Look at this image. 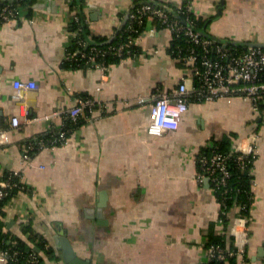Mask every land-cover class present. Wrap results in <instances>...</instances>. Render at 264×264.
Masks as SVG:
<instances>
[{
	"label": "crops",
	"instance_id": "obj_1",
	"mask_svg": "<svg viewBox=\"0 0 264 264\" xmlns=\"http://www.w3.org/2000/svg\"><path fill=\"white\" fill-rule=\"evenodd\" d=\"M162 1L204 17L214 40L264 46V0ZM69 3L36 0L0 24V172L20 171L27 187L6 204L8 228L25 238L22 220L29 216L56 250L45 264H68L57 243L62 235L88 264H206L208 238L221 230V203L212 185L197 179L198 157L216 141L245 145L257 132L248 254L251 264H264L262 115L241 97L193 102L177 130L151 134L154 93L175 90L191 74L174 59L172 31L148 18L138 38L142 55L105 70L71 66L65 62L74 36ZM132 3L82 0L78 11L91 39L112 40ZM16 80L38 86L23 96ZM83 96L99 103L64 141L49 145L42 137L60 136L68 110ZM36 142L43 148L24 163L23 151Z\"/></svg>",
	"mask_w": 264,
	"mask_h": 264
},
{
	"label": "built area",
	"instance_id": "obj_2",
	"mask_svg": "<svg viewBox=\"0 0 264 264\" xmlns=\"http://www.w3.org/2000/svg\"><path fill=\"white\" fill-rule=\"evenodd\" d=\"M148 1L144 2L142 0L140 5H136V1L133 0L128 11V18L137 19L141 23L142 18L147 16L157 20L162 26L169 28L173 33L174 39L176 36L184 35L189 44L186 47L177 45L176 50L172 54L178 63L191 71V74L183 76L175 90L154 93L151 105L152 120L148 131L151 134L162 135L166 131L177 130L180 127L184 112L188 110L193 102H213L220 98L232 99L241 97L249 100L256 112L262 115L264 121V110L261 109V102H264V46L253 44L232 45L225 41L214 40L196 29L195 20L204 19V17L192 18L188 6L177 2L159 1L154 3V0H152L151 3ZM171 12L178 17L174 18ZM17 16L18 11L4 8V20L14 19ZM130 28L131 30H137L133 27ZM78 32H74V35L78 34ZM139 36H130L125 41L106 49L93 47L91 52L81 51L79 56L78 54H71L70 58L85 60L87 64L105 70V63L98 61L100 56L113 53L120 57L127 56L132 58L142 55L143 53L138 46ZM79 43L82 44L84 42L79 40ZM102 78L103 80L106 79L105 73ZM14 83L22 89L23 96L28 90H36L38 86L36 82L27 80H16ZM98 90H101V86H98ZM139 99L144 101V97ZM98 103L93 97H80L77 105L68 110V115L77 120L86 109L92 112ZM24 115H27L26 110ZM25 120L29 121L30 118L26 117ZM11 122L14 126H18L20 119L18 116H13ZM257 138L258 133L251 132L245 145L241 143L233 145L234 162L242 173H245L250 164L254 163L257 158ZM59 139H66V131L60 133ZM22 159L26 164L32 163L33 160L27 150L23 151ZM198 163L197 179L200 182L207 180L216 192L221 191V197L219 198L221 210L218 218L221 230L218 233L224 232L227 220L231 218L229 233L233 236L234 246L237 248L238 264H251L248 254L251 218L249 215L240 212L247 207L246 203L237 205L234 208L229 205L228 199L231 197L232 192L229 179L232 172L229 168L228 156L217 149H212L211 154L204 153L200 155ZM13 172V175L20 178V183L22 184V173L20 171ZM3 173V171L0 172V175L2 176ZM10 180L11 178L0 180V199L4 198L14 186L19 184V182L12 183ZM251 183L253 187L255 179H252ZM237 191L241 192L242 189L238 188ZM22 222L24 225L32 223L31 218L26 215ZM20 254V249L2 248L0 249V261L6 263L10 259L20 261ZM227 254L226 249L220 244H214L207 248L208 261L226 260ZM233 254L234 252H229L228 255ZM23 259L25 263L38 264L40 262V253L36 250H31L23 256Z\"/></svg>",
	"mask_w": 264,
	"mask_h": 264
},
{
	"label": "trees",
	"instance_id": "obj_3",
	"mask_svg": "<svg viewBox=\"0 0 264 264\" xmlns=\"http://www.w3.org/2000/svg\"><path fill=\"white\" fill-rule=\"evenodd\" d=\"M36 0H0V24L5 22L3 18V12L4 8H8L10 10L18 11L25 6L32 9V4ZM136 5H140V2L142 0H135ZM148 0H144V2H147ZM160 0H154V3H158ZM82 0L80 2L78 0H70L69 7L72 10V20H71V30L72 32L79 31L78 34L73 36V40L70 43V46L68 48L69 54H80L81 51L91 52L93 50V47H97L99 49H106L110 46H114L119 44L120 42L125 41L130 36H136L138 37L142 31L145 29L146 23L148 21V17L144 16L142 18V22L139 23V20L137 19H130L127 16V19L124 23V25L117 29L115 36L112 40H108L106 36H96L95 39H91L89 36V31L87 29V26L84 22L83 15H81L78 11L79 4L81 5ZM148 2L152 3V0H149ZM160 2H163L162 0ZM136 8V7H135ZM31 11V10H30ZM19 14V13H18ZM171 15L174 18H177L178 16L171 12ZM183 15V14H182ZM181 15V16H182ZM177 16V17H176ZM184 16V15H183ZM192 18L194 16L190 14ZM180 19H183L182 17H179ZM155 20V19H154ZM157 22V20H155ZM207 20H203L202 18L195 20V27L199 31H206L205 24ZM160 24L159 22H157ZM161 25V24H160ZM130 27H133L137 30H131ZM207 33V32H206ZM90 38V39H89ZM79 40H82L84 43L80 44ZM189 43L187 42L184 35L176 36V38L173 40V46H172V52L176 50L177 45H181L183 47H186ZM127 56H117L113 53L107 54L105 56H100L98 61H103L106 65V67L111 62H116L121 60L122 58H125ZM65 62L68 65L76 66V67H95L94 65H89L85 62V60L81 59H73L69 58L65 60ZM91 96H83V98H88ZM261 109L264 110V102H261ZM89 113V109H86ZM84 120L82 115L77 119L74 120L69 115L66 119V125L65 128L62 131H66V137L70 135L72 132V129L79 126L81 122ZM54 131L48 133L46 136H43L44 140H47L49 145H53L55 143H58L59 135H56ZM41 141V140H40ZM43 141V140H42ZM61 141H64L62 139ZM43 148L41 142H36L34 144V148H30L29 152L31 156L35 153V151L40 150ZM212 149H217L220 152H223L228 156V164L229 168L232 172L231 177L229 179V185L232 187L231 197L228 199L230 207H236L237 205H241L243 203L247 204V207L242 209L240 212L249 215L251 218V207L255 198L254 190L252 187L251 180L255 179L254 173H253V167L254 163L250 164V172L249 168L245 173H242L240 170H238L237 166L235 165L234 158L235 153L232 151L233 144L232 141H230L229 138H225L224 140L216 141V144L213 146H207L202 151V154H211ZM200 154V155H202ZM199 165V163L197 162ZM252 169V170H251ZM252 171V172H251ZM3 175H0V180L3 178H11L12 183L19 182L17 186H14L8 194L0 199V249H20V261H16L13 259H10L7 264H29L25 263L23 256L29 253L31 250H36L40 253V262L38 264H45V256H48V259H54L57 257L56 250L53 246H50L47 242V240L40 235L38 232H36L32 226V223L30 225H24L22 231L25 234V238L20 237L12 233L11 229L8 228L7 221L4 220L6 216V204L8 201L15 196L19 191L26 190L27 187L24 185V183H20V178L18 176L13 175V171L11 170H5L3 171ZM242 189L241 192H238L237 189ZM220 190L217 191L218 198L221 197ZM230 223L231 218L227 220V223L224 227L223 233L218 234H212L208 238V241L206 243V247H210L214 244H220L224 249H226L227 253L234 252L233 255H228L226 257V260H212L207 261L206 264H238L239 257L236 253L237 248L234 246L233 242V236L229 233L230 229Z\"/></svg>",
	"mask_w": 264,
	"mask_h": 264
},
{
	"label": "water",
	"instance_id": "obj_4",
	"mask_svg": "<svg viewBox=\"0 0 264 264\" xmlns=\"http://www.w3.org/2000/svg\"><path fill=\"white\" fill-rule=\"evenodd\" d=\"M78 1L80 2V0H78ZM203 33L205 35H207V36L209 35L205 31ZM219 41H225V42H227V40H219ZM253 45H259V44H253ZM12 222H10V223H12ZM57 243H58V246L61 248L60 249V251H61L60 252L61 257L68 264H88L87 262H85L84 260H82L81 258H79L77 256V254L74 251V248H73L71 242L69 241V239L67 238L66 235L59 236Z\"/></svg>",
	"mask_w": 264,
	"mask_h": 264
}]
</instances>
